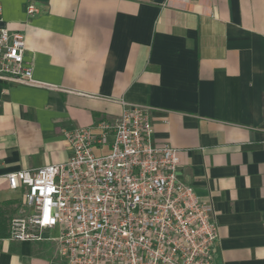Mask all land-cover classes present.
Masks as SVG:
<instances>
[{"label":"crops","instance_id":"1","mask_svg":"<svg viewBox=\"0 0 264 264\" xmlns=\"http://www.w3.org/2000/svg\"><path fill=\"white\" fill-rule=\"evenodd\" d=\"M0 5L1 25L24 35V61L49 87L0 84V264H65L56 230L9 239L24 189L4 176L66 161L65 133H97L120 100L149 109L152 144L175 148L178 179L212 203V264H264V0Z\"/></svg>","mask_w":264,"mask_h":264},{"label":"built area","instance_id":"2","mask_svg":"<svg viewBox=\"0 0 264 264\" xmlns=\"http://www.w3.org/2000/svg\"><path fill=\"white\" fill-rule=\"evenodd\" d=\"M26 11L37 12L33 5ZM1 22L0 5V84L49 88L24 61V35ZM118 103L119 117L99 122L97 133H65L66 161L4 176L9 189H24L9 239L41 241L44 231L56 230L50 240L65 264H212V203L178 179L175 148L152 144L149 109Z\"/></svg>","mask_w":264,"mask_h":264},{"label":"rangeland","instance_id":"3","mask_svg":"<svg viewBox=\"0 0 264 264\" xmlns=\"http://www.w3.org/2000/svg\"><path fill=\"white\" fill-rule=\"evenodd\" d=\"M104 152H106V148H104L102 152H100L99 150H96V149L94 151L95 154H100V153H104Z\"/></svg>","mask_w":264,"mask_h":264}]
</instances>
